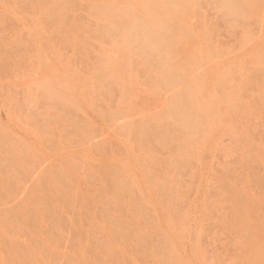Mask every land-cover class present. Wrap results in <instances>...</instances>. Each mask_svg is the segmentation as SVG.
Instances as JSON below:
<instances>
[{
	"label": "rangeland",
	"instance_id": "obj_1",
	"mask_svg": "<svg viewBox=\"0 0 264 264\" xmlns=\"http://www.w3.org/2000/svg\"><path fill=\"white\" fill-rule=\"evenodd\" d=\"M0 264H264V0H0Z\"/></svg>",
	"mask_w": 264,
	"mask_h": 264
}]
</instances>
